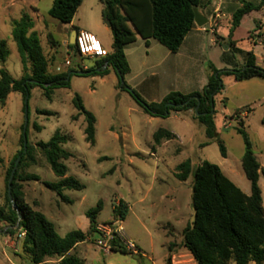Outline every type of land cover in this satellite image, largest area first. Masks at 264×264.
Returning a JSON list of instances; mask_svg holds the SVG:
<instances>
[{
	"label": "rangeland",
	"instance_id": "rangeland-1",
	"mask_svg": "<svg viewBox=\"0 0 264 264\" xmlns=\"http://www.w3.org/2000/svg\"><path fill=\"white\" fill-rule=\"evenodd\" d=\"M54 1L29 0L28 6L24 0H0V37L8 42L10 50L6 63L0 61V68H6L16 80L22 77L23 68L12 30L14 21L20 20L24 13L35 18L34 30L38 33L51 74L69 68H91L99 60L75 55L69 47L68 26L49 16ZM32 4L37 12L31 8ZM74 23L73 29L92 33L105 49L112 51V32L102 17V5L98 0H84ZM205 28L208 56L205 69L217 66L219 71L231 70L227 64L220 67L227 47L211 46L210 40L215 36L208 25ZM246 30L244 27L243 36L240 34L242 38ZM227 55L228 59L240 58L234 51ZM68 59L71 61L69 67L65 65ZM199 64V71L203 73L204 66ZM221 81L224 91L215 98V125L226 148V158L222 156L218 142L203 145L209 140L205 126L191 110L176 112L177 118L173 113L164 122L149 121L150 115L121 89L112 68L105 76L74 75L70 78V87L55 89L51 98L45 96L41 87L33 88L28 102L26 134L29 146L35 147V162H25L20 173L22 176L36 175L40 181L23 183L26 202L54 224L60 237L72 231H87L90 227L87 214L97 208L99 202H102V210L96 217L97 224L115 219L113 210L120 200L128 205L129 211L122 225L141 255L138 258L120 252L105 255L88 239L74 252L83 264H194L182 242L183 231L194 216V178L191 175L187 181H179L175 176L177 167L188 160L208 161L250 195L251 183L242 168L245 143L239 129H243L264 168V101H258L264 96V79L238 82L231 75H223ZM76 96L96 118L94 146L86 141L87 122L84 115L78 116L79 110L74 104ZM251 104L254 112L242 127L238 122L241 118L238 121L235 118L236 111L239 108L246 111ZM24 124L23 97L20 93H12L5 105L0 104V207L6 205V172L21 150ZM167 127L180 132L182 144L170 141L165 146L155 145L154 134ZM57 132L69 137L62 148L71 157L61 161L67 167V177L84 186L83 190H65L63 195L68 201L45 186V183L54 184L60 179L37 147L39 143H48ZM154 147L156 154L152 153ZM259 185L264 203L263 175ZM9 229L5 223H0V264H33L23 245L25 234L10 235ZM170 243L174 244L169 251ZM42 264H60V260L47 258Z\"/></svg>",
	"mask_w": 264,
	"mask_h": 264
},
{
	"label": "trees",
	"instance_id": "trees-1",
	"mask_svg": "<svg viewBox=\"0 0 264 264\" xmlns=\"http://www.w3.org/2000/svg\"><path fill=\"white\" fill-rule=\"evenodd\" d=\"M83 1L55 0L49 16L65 25H70ZM99 1L103 7V19L111 23L112 51L108 57L98 60L95 66L87 70L69 68L65 72L51 74L38 33L34 30L33 18L28 13H24L20 20L14 21L12 38L20 55L23 75L16 80L6 68H0V104L5 105L10 94L20 93L23 97L25 113V100L27 98L29 100L33 88L41 87L45 91V96L51 98L55 89L70 87V80H68L70 74H72L71 77L74 75L105 76L112 68L118 77L121 89L129 93L146 114L166 119L179 111H193L195 118L205 126L208 139L219 143L221 154L226 158V148L216 132L215 98L224 91L221 81L223 75H231L238 82L253 78L264 79V69L257 65L253 52L245 54V65L240 69L219 71L211 66L212 74L201 92L189 95L172 92L159 103H149L125 81L130 73L125 47L140 37L146 41L154 39L172 53H178L185 38L195 27V10L200 7L201 0ZM262 9H264V0H261L258 5L244 3L233 16L231 32L240 25L245 15ZM69 47L77 56L76 48L71 44ZM9 56L8 42L0 37V61L5 64ZM188 101V104L182 106ZM198 101L200 102L199 115L196 114ZM74 104L79 110L78 116L84 115L86 118V141L94 146L96 118L85 109L79 96L74 99ZM262 123L264 124V117ZM240 125L243 127L242 122ZM239 132L245 143L242 168L251 183V195H246L224 175L218 166L208 161L202 162L193 169L191 161L188 160L176 169L175 176L179 181L185 182L191 175L194 178L192 195L194 218L183 231V246L193 256L196 264H231L232 262L264 264V204L259 185L260 175L264 176V168L254 153L248 134L243 129H239ZM68 138L67 135L57 132L48 143L37 144L60 179L54 184L45 183V186L65 201H68L63 195L65 190L84 189L77 180L67 177V167L61 163L62 160L71 157V154L62 148ZM173 139L175 136L163 129L154 135L156 146L161 145L163 141ZM24 141L22 133L21 150L6 172V205L0 207V223L10 227L8 231L10 235H15L16 232L25 234L23 245L33 264H42L47 258L52 257L60 260V264H83V261L72 254V251L79 244L94 237L96 217L102 210V202H99L97 208L88 212L90 229L87 232L72 231L65 237H60L54 224L25 200L23 183L40 181V178L36 175L22 176L20 173L25 162H35L33 157L35 147L27 144L25 151ZM19 157L21 161L12 185V197L19 209L16 211L8 196V182ZM0 162H2L1 159ZM113 211L116 218L125 220L129 208L125 203L120 202ZM19 215L23 218L20 222ZM113 252L131 254L117 248H114Z\"/></svg>",
	"mask_w": 264,
	"mask_h": 264
},
{
	"label": "crops",
	"instance_id": "crops-1",
	"mask_svg": "<svg viewBox=\"0 0 264 264\" xmlns=\"http://www.w3.org/2000/svg\"><path fill=\"white\" fill-rule=\"evenodd\" d=\"M24 2L29 6V0H24ZM260 2L261 0H201L198 11L208 20L205 26L208 25L210 33L215 36V38L213 37L210 40L211 46L215 48L217 45L227 47L225 52L223 51L220 67H224L227 64L228 69H240L245 65V54L253 52L256 57L257 65L264 69V39L261 38V35L264 38V9L253 11L245 15L240 25L231 32L235 12L243 7L244 3L258 5ZM32 5L31 8L37 12L36 6H34V4ZM31 17L33 18V16ZM33 20H35V18H33ZM74 24L73 20L70 25H67L69 36L76 30L73 29ZM205 26L199 27L195 23V27L185 38L179 52L175 54L154 39L146 41L138 37L134 43L128 44L125 47V56L130 67V73L125 78L127 85L149 103H159L172 92H179L184 95L201 92L208 84L212 74L211 69H205V64L208 62V56L206 54L207 41L205 37L207 29ZM244 27L247 30L246 35L242 38ZM240 34H242V36ZM253 35H256L255 38ZM239 41H245V43H240ZM232 51L238 53L240 58L228 59L227 53ZM199 63H202L204 66L203 73L199 71ZM213 67L218 70L217 66ZM257 86H259V84H257ZM258 101H264V96ZM254 103H256V101ZM252 106L253 104L247 107L246 111L244 108H239L236 111L237 114H235V118L237 121L241 118V121L238 122H242L243 127L249 115L254 112ZM262 107H264V103ZM174 115V117L177 118V113ZM168 119L150 116L149 121L154 122L163 120L164 122ZM181 120L185 122L184 119ZM226 122H228V120H226L225 123ZM162 129L171 132L175 136V139L170 141H177L180 142V144L183 143L178 130L170 127L160 128L159 130ZM216 132L221 139V135L217 129ZM170 141H163L159 146H165ZM211 142L215 141L209 139L203 145H208ZM152 153L156 154L155 147L152 148ZM202 162H191L193 169H196ZM168 196L169 195H166V197ZM120 202L125 203L123 200H120L119 203ZM192 222L193 220L188 222V224ZM169 235L175 237L174 233L171 234L169 232ZM174 243L169 244V251ZM81 244L72 251V254H74ZM183 248L188 252L184 246ZM189 255L195 264L193 256L190 253ZM138 257L139 256L135 255V258Z\"/></svg>",
	"mask_w": 264,
	"mask_h": 264
},
{
	"label": "built area",
	"instance_id": "built-area-1",
	"mask_svg": "<svg viewBox=\"0 0 264 264\" xmlns=\"http://www.w3.org/2000/svg\"><path fill=\"white\" fill-rule=\"evenodd\" d=\"M253 36L255 38L256 35ZM261 38L264 39L262 35ZM75 48L80 57H91L100 60L110 54L92 33L83 30H77ZM65 65L67 67L71 66V61L68 59ZM82 69L87 70L88 68L83 67ZM122 222L121 218L115 217L113 221L96 224L94 237L89 240H92L95 247L105 255L112 254L114 248H117L140 256L141 252L138 247L125 234Z\"/></svg>",
	"mask_w": 264,
	"mask_h": 264
},
{
	"label": "water",
	"instance_id": "water-1",
	"mask_svg": "<svg viewBox=\"0 0 264 264\" xmlns=\"http://www.w3.org/2000/svg\"><path fill=\"white\" fill-rule=\"evenodd\" d=\"M195 23L197 26L199 27H203L205 26L207 23H208V20L201 15V13L198 11V9L195 10ZM106 24L108 25V27H111V23L108 21V20H105ZM76 37H77V30L73 31L72 34H71V40H70V44L72 46H75L76 45ZM72 74L69 75L68 77V80H70V77H71ZM79 75H83L82 73H79ZM28 98L25 100V124H24V130H23V134H24V147H25V151L27 150V144H28V140H27V134H26V131H27V125H28ZM188 102H186L185 104H183L182 106H185L186 104H188ZM199 106H200V102L198 101V105H197V108H196V114H198V109H199ZM213 108H214V105H213ZM21 161V157H19L17 160H16V163H15V166H14V169L12 170V173L10 175V178H9V182H8V196H9V199L12 203V206L14 207V209H16V211H19L18 209V205L17 203L14 201L13 197H12V185H13V181H14V178H15V175H16V172H17V169H18V166H19V163ZM22 216L19 215V222L22 220Z\"/></svg>",
	"mask_w": 264,
	"mask_h": 264
}]
</instances>
